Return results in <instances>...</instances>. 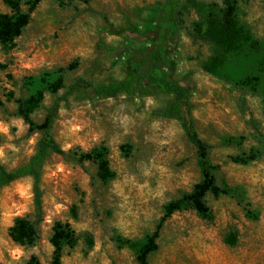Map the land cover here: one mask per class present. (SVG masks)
I'll return each instance as SVG.
<instances>
[{"label":"rangeland","instance_id":"1","mask_svg":"<svg viewBox=\"0 0 264 264\" xmlns=\"http://www.w3.org/2000/svg\"><path fill=\"white\" fill-rule=\"evenodd\" d=\"M235 1L238 19L256 47L230 55L226 69L236 82L259 78L258 86L241 91L201 71L212 50L188 34L197 20L193 10L183 13L169 56L173 78L189 76L194 129L210 145L217 181L229 195L206 197L212 222L190 208L174 214L160 229L147 264H264V0ZM164 6L165 0H40L22 35L0 44V166L11 172L27 165L41 138L29 134L16 116V100L42 94L32 115L41 123L63 94L49 90L59 78L66 88L76 78L94 86L122 80L127 56L121 51L139 55L150 45L147 37ZM22 10L27 12V6ZM0 13L10 14L3 0ZM136 57L140 84L134 96L74 94L61 105L50 132L64 151L100 150L110 179L100 181L93 163L83 170L50 155L41 181L44 222L34 247L19 246L9 237L17 218L33 216L32 178L2 188L0 264H51L56 223L67 225L75 239L64 246L62 264H138L140 248L156 230L163 208L200 182L195 150L180 123L154 115L172 97L148 94L143 82L150 59ZM73 62L78 65L69 71ZM233 233L237 242L228 246L225 239Z\"/></svg>","mask_w":264,"mask_h":264},{"label":"trees","instance_id":"2","mask_svg":"<svg viewBox=\"0 0 264 264\" xmlns=\"http://www.w3.org/2000/svg\"><path fill=\"white\" fill-rule=\"evenodd\" d=\"M3 2L10 11L9 15L0 13V44L5 45L22 35L30 22L31 13L36 9L40 0H3ZM23 6H27V12H23ZM190 10H193L197 17L188 32L190 38L193 42L203 43L212 50L211 56L201 62V71L241 91H248L258 86L259 78L236 82L226 69L230 55L238 53L245 46L256 47V42L238 19L235 0H222L220 5L204 4L200 0H165V6L159 14V19L153 24V29L147 37L151 41L150 45L139 55L127 49L121 51L127 56L122 80L94 86L83 78H76L66 88L63 79L59 78L49 90L55 96L60 91H63V94L55 98L41 123H35L32 115L42 103V94L15 101L16 116L28 126L29 134L40 133L41 138L37 143L35 154L27 165L11 172H7L0 166V190L25 177H31L33 180L34 213L30 218H17L14 221L9 231V237L14 243L22 247H34L40 239V227L44 222L41 181L44 164L50 155L72 161L83 170L86 163H93L97 167L96 177L100 181L105 182L110 179V169L100 150L82 154L64 151L51 137L50 132L59 117L61 105L67 104L74 94L83 93L86 97L101 99H115L120 95L134 96L140 84L137 69L134 67L136 56L139 58L146 56L150 59V71L143 82L148 94L157 92L172 97L167 105L156 111L154 115L180 123L187 141L195 150L200 173V182L195 185L191 193L163 208V215L156 230L140 248L137 256L138 264H147V257L157 250L156 240L160 229L174 214L190 208L201 219L208 222L213 221L214 217L206 204V197L209 195L214 198L228 196L229 190L219 185L216 177L219 168L214 166L210 160L211 147L199 137L194 129L191 119L193 87L189 76L182 81L175 80L171 73L172 64L169 57L172 45L177 41L182 29L183 13ZM77 65V62H73L68 65L67 69L75 70ZM3 106L0 102V108ZM236 242L235 233L225 239V244L228 246H235ZM74 243L75 239L69 227L56 223L50 240L53 247L51 264H62L64 246H71ZM131 246L139 248L136 244H131Z\"/></svg>","mask_w":264,"mask_h":264}]
</instances>
